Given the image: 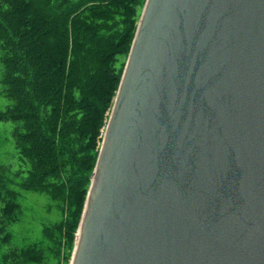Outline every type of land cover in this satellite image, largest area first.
<instances>
[{"label":"water","instance_id":"water-1","mask_svg":"<svg viewBox=\"0 0 264 264\" xmlns=\"http://www.w3.org/2000/svg\"><path fill=\"white\" fill-rule=\"evenodd\" d=\"M71 264H264V0H146Z\"/></svg>","mask_w":264,"mask_h":264},{"label":"trees","instance_id":"trees-1","mask_svg":"<svg viewBox=\"0 0 264 264\" xmlns=\"http://www.w3.org/2000/svg\"><path fill=\"white\" fill-rule=\"evenodd\" d=\"M146 0H0L3 92L12 101L23 189L57 201L59 220L22 247L0 245V264L67 261L92 181L104 127ZM23 169L15 172L21 173ZM14 176L0 160V236L23 213Z\"/></svg>","mask_w":264,"mask_h":264},{"label":"rangeland","instance_id":"rangeland-1","mask_svg":"<svg viewBox=\"0 0 264 264\" xmlns=\"http://www.w3.org/2000/svg\"><path fill=\"white\" fill-rule=\"evenodd\" d=\"M2 75L3 64L0 60V108H6L11 103L12 99L3 92L4 85L2 82ZM110 112L111 110L109 113ZM14 126V120H0V160L14 176L15 180L13 187L20 192L23 213L20 220L10 225V229L13 233L11 242H1L0 236V245H2L4 250L10 247H22L32 241L41 240L44 225L53 223L61 217V210L57 201L50 197L49 194L23 189L19 185V181L27 174L28 164L23 162L19 157L13 136ZM21 168L23 171L15 175V172ZM72 255L67 261L61 260L59 262L55 258H52L45 262H26L21 264H71Z\"/></svg>","mask_w":264,"mask_h":264}]
</instances>
